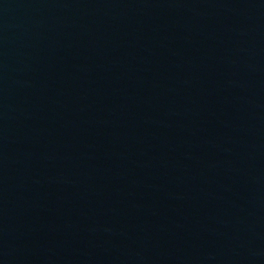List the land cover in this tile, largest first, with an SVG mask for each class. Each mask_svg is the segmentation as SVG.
I'll list each match as a JSON object with an SVG mask.
<instances>
[{
  "label": "water",
  "instance_id": "1",
  "mask_svg": "<svg viewBox=\"0 0 264 264\" xmlns=\"http://www.w3.org/2000/svg\"><path fill=\"white\" fill-rule=\"evenodd\" d=\"M0 264H264V0H0Z\"/></svg>",
  "mask_w": 264,
  "mask_h": 264
}]
</instances>
